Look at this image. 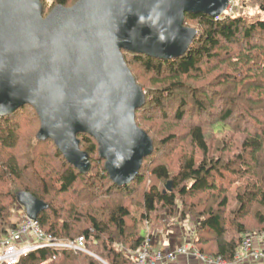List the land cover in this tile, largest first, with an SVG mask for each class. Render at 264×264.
Segmentation results:
<instances>
[{
    "label": "trees",
    "instance_id": "obj_1",
    "mask_svg": "<svg viewBox=\"0 0 264 264\" xmlns=\"http://www.w3.org/2000/svg\"><path fill=\"white\" fill-rule=\"evenodd\" d=\"M41 1L44 4L45 1ZM56 1L58 5L67 6L71 0ZM256 1L264 4V0ZM262 8L264 9V5ZM225 13L219 18L205 13L187 14L184 24L197 22L203 32L195 37L189 50L181 57L162 60L124 51L125 60L132 72L131 63L138 64L157 76L168 77V84L167 81L158 80L162 86L156 88L153 94L146 92L145 106L136 111L138 126L148 134L149 131L139 124V116L143 114L144 119H152L155 115H162L161 118L174 115L180 120L190 103L189 97L183 94V90L187 88L184 80L197 78L196 74L205 73L207 68L214 69L217 65L212 64V61L219 58L220 50L227 49L230 44L237 48V57L222 60L228 64V70L218 78L226 77L216 84H210L228 85L229 90L231 84L239 86L247 83L251 91L256 90L260 94L264 90V85H261L264 80V18L251 20L242 15ZM245 73L249 75L243 76ZM251 75L257 78H252ZM135 78L137 80L136 76ZM260 78L261 84L253 83ZM203 89L200 99L195 94L196 91L193 92L196 103L194 109L211 116L209 105L205 101L208 100L211 104V97L214 98V93L219 94V91L213 87ZM233 91L234 88L229 91L231 96L228 95L227 105L238 104ZM176 92L183 94L179 105L172 103ZM238 98L239 102L247 99L244 96ZM254 98L249 97L246 102L250 105L244 108L257 120V124H262L261 119L254 115L253 107L264 109V99L259 102ZM29 107L32 113H37L33 106L27 104L12 114L0 117V239L7 234L8 229L16 226L11 220V210L13 205H19L18 193L26 191L48 204V208L40 212L37 218L43 230L60 241L83 236L86 248L93 256L84 252L46 247L30 252L16 264H103L97 256L107 264H135L134 253L150 236V232L145 233L143 226L151 225L153 215L158 217L165 209L174 214L178 200L183 204L181 220L190 215L198 219L194 224L192 241L204 256L234 263L241 251L244 236L264 231V130L248 133L242 140L240 151L234 153L233 157H227L225 145L224 157H220L211 153L212 146L205 125L190 124L188 135L191 143L203 153L201 160L196 161L192 153L182 159L178 172L172 173L165 163L152 164L154 160L152 161L151 154L144 159L139 174L132 183L118 186L111 180L105 165L100 166L94 162L92 155L98 150V143L88 134L79 135L81 149L88 152L92 163L91 170L86 174L70 164L51 139L39 140L38 133L36 139H28L19 148L22 141L20 117ZM232 114L233 109L228 108L214 123L224 125ZM152 140L155 148V140ZM45 145L55 151L51 153L49 149L47 153H40V146ZM49 156L57 162V166L52 169L51 161L47 160ZM148 160L151 167H148ZM145 168L146 174L143 172ZM229 174H234L232 177L235 180L228 178ZM147 176L153 180L152 183L138 190L137 187L144 183ZM171 179L173 188L164 192L163 185ZM237 180L239 183L234 197H230L231 184ZM207 191L214 192L212 200L204 202L196 198L198 194ZM68 193H72L71 198L67 196ZM232 201L234 207L230 208ZM251 214L254 224L248 220ZM211 243L214 244V251L208 253L205 248Z\"/></svg>",
    "mask_w": 264,
    "mask_h": 264
},
{
    "label": "water",
    "instance_id": "obj_2",
    "mask_svg": "<svg viewBox=\"0 0 264 264\" xmlns=\"http://www.w3.org/2000/svg\"><path fill=\"white\" fill-rule=\"evenodd\" d=\"M229 3L78 0L44 15L41 0H0V117L33 106L40 119L37 138L51 139L85 174L92 163L79 135H90L111 180L126 186L154 143L136 122L146 92L124 51L162 60L181 57L198 34L184 24L186 15L219 18ZM18 201L32 219L48 208L26 191L18 193Z\"/></svg>",
    "mask_w": 264,
    "mask_h": 264
},
{
    "label": "rangeland",
    "instance_id": "obj_3",
    "mask_svg": "<svg viewBox=\"0 0 264 264\" xmlns=\"http://www.w3.org/2000/svg\"><path fill=\"white\" fill-rule=\"evenodd\" d=\"M43 1H45L43 4L45 15L51 12L52 9L58 5L56 0H43ZM75 2L76 0H71L67 6H72L75 4ZM262 4L258 3L256 0H230V4L226 12H228L232 16L242 15L251 20L255 18H260V17L264 18V9L262 8L264 4L263 5ZM187 26L196 28L198 30L197 36H199L203 32L197 22H189ZM227 47L228 48L225 50H220L219 56H218L219 58L212 61V64L217 65L215 68L213 67L214 69L207 68L205 73L196 74L197 78H187L186 80H184V83H186L187 88L183 90V94L184 95L186 94V96L189 97L190 103L187 104L188 106L186 107V112L180 120H178L174 115H172L171 117L168 116L166 118H161L160 116L162 115H155L152 119H144L143 114L139 116L138 118L139 124L143 128L147 129L149 131L150 136L155 140V148H154L155 150H153L154 152H152V155H151L152 161L154 160L152 164H156L159 162L165 163L169 167V169L172 171V173H177L180 167V163L184 157L189 156L193 153L195 155L196 161H199L202 159L203 153L191 143V139L188 135V126L190 124L203 123L205 125L204 127L209 135V142H210V145L212 146L211 153H214V155L220 156V157H224L225 148L227 149V153H228L227 157L228 156L233 157L234 153H238L240 151L242 140L248 135V133L253 134L254 132H256V130L258 131L264 130V109L258 108L257 106L253 107L254 115L256 117H259L261 119L260 121H262V124H260L259 122L257 124V120L254 119L252 115H249L250 112L246 108H244L247 105H250V104H247L246 101L251 96L255 97L253 100H256V101L259 100V102L261 101V99H264V90L260 92L259 94V92H256V90L251 91L247 83H244L245 85H239V86H235V84H231L230 87L232 89L234 88L233 94L236 97V102H238V104L231 106V105H227L226 102L229 100V96H231V93L229 91H231L232 89L229 88L228 90L227 89L228 85L213 86L210 84V82L211 83L215 82L213 84L218 83V81H220L221 78L222 80L225 79L226 76H221L220 78H218L219 75H221L224 71L228 70L227 68L228 64L224 63L222 60L227 59V58L235 59L237 57V52H238L236 50L237 48L234 47L233 44H230ZM233 61L234 60H232V62ZM263 64H264V61H263ZM131 68L135 76L137 77L139 84L142 86L145 92L150 91L153 94L156 88H159L162 86V84L158 82V80L166 82L168 79L167 76H164V75L157 76L151 71L148 72L142 66L138 64L131 63ZM237 75L239 76V74ZM246 75H249V74L245 73L243 76H246ZM251 77L257 78L255 75H251ZM255 81L257 82H253L254 84L256 83L261 84V78ZM166 84H168V81L166 82ZM261 85H264V80L262 81ZM203 87H206V88L213 87L214 90L217 89L219 91V94H216L213 92L215 94V97L214 98L211 97L213 101L211 104H209L208 100L205 101L207 105H209L208 109L212 114L211 116L205 115L201 113L200 110L197 111L194 109L196 103L194 101L193 96L197 94L200 99L201 95L203 96V94H201V92L204 91ZM194 91H196L195 94H193ZM176 94L177 95L172 98V103L179 105V103L181 102L180 99L183 94L181 95V93L179 92H176ZM258 95L263 96V97L258 98L259 97ZM239 96H244V98H247V99H242V102L241 101L239 102V98H238ZM239 104H244V106H240ZM228 108L233 109V114L230 117V119L227 120L224 125L218 124L217 122L214 123V121L216 119H219L222 116V114L226 111V109ZM248 108L251 109L250 107ZM251 113L253 114V112ZM247 115H249L248 119L251 121H248V119H246ZM20 121H22V127L20 130L22 141L20 142L19 148H21L22 145L24 146V143H26L28 139L30 140L36 139V134L38 133L40 129L39 117L37 113L35 112L32 113V109L30 107L26 108L23 111V115H21ZM49 149H51L50 150L51 153L55 151V149H52L51 147L49 148L47 145L40 146L39 151L40 153H43V152L47 153ZM21 150L23 151V149ZM92 156H93L94 162L97 165H100V166L105 165V160L100 158L98 150L96 151V153H93ZM210 156H212V154H210ZM47 160L51 161V164H50L51 169L57 166L56 165L57 162H55V160L51 158L50 156L47 158ZM149 162L150 161L148 160V164ZM148 167H151V163L148 165ZM30 171L31 169L28 172V177H30L29 176V174H31ZM143 172H145L146 174V168L143 169ZM230 175L231 174H229L228 178L232 177V175L234 174H232L231 176ZM232 179L235 180L234 177H232ZM152 181L153 180L148 179V176H147L144 183L139 185L137 189L140 190L144 188V186L150 185ZM169 182L171 183V189H172L173 188L172 179ZM168 183L163 185V190L165 191L170 190L169 188H167ZM238 183H239V180L234 181V184H231V189L229 191L230 197H234V192L236 188L238 187ZM135 195H138V194H135ZM67 196L71 198L72 193H68ZM214 197H215L214 192L207 191L205 193L198 194L196 198L201 199L204 202H207L210 199L212 200ZM182 207H183L182 201L178 200L177 206L174 210L175 211L174 214H170V211L168 209H165L163 212L159 214L158 217H156V215H153L154 217H152L153 222L151 223V225L145 224L143 226L145 227V233L149 234L150 232L148 241L153 250L155 249L162 250L163 248H160V247H162L164 240H167V239L171 240V246L168 247L167 249L162 250L165 253L172 251L173 247H175L176 245H178L179 243L183 241V237L184 239L190 237L191 241L194 239V235L191 236V234H193L195 230L191 228H193V224L197 223L198 219L194 215H190L187 217V219L181 220L180 213H181ZM233 207H234V204L232 201L230 208H233ZM21 209L22 208L20 207V205L18 204L13 205L12 210H11V220L12 221L16 222L18 220V217L21 214L20 213ZM251 216L252 214L248 217V220L251 224H254V222L251 220L252 219ZM177 224L178 226H176ZM184 227L186 228L185 230H184ZM206 246L209 247V248L208 247L205 248L208 253L214 251L213 243L207 244ZM85 254L93 256L92 253H85ZM97 259H99L101 263L107 264L99 256H97ZM166 262H169V261H166ZM164 263H161V264H164Z\"/></svg>",
    "mask_w": 264,
    "mask_h": 264
},
{
    "label": "built area",
    "instance_id": "obj_4",
    "mask_svg": "<svg viewBox=\"0 0 264 264\" xmlns=\"http://www.w3.org/2000/svg\"><path fill=\"white\" fill-rule=\"evenodd\" d=\"M230 4V3H229ZM20 216L14 228L8 229L7 234L0 239V264H16L30 252L46 248H63L75 252L90 253L86 248L85 238L80 236L74 240L60 241L52 234L47 233L40 226L37 219L27 216L25 208L19 203ZM179 254L194 255L203 258L209 264H237L244 261H264V231L258 234H246L242 248L234 263H227L221 258H208L202 255L192 242L180 245L175 250L165 253L162 250H153L147 240L134 253L135 264H161L174 260ZM42 264H48L44 262Z\"/></svg>",
    "mask_w": 264,
    "mask_h": 264
},
{
    "label": "crops",
    "instance_id": "obj_5",
    "mask_svg": "<svg viewBox=\"0 0 264 264\" xmlns=\"http://www.w3.org/2000/svg\"><path fill=\"white\" fill-rule=\"evenodd\" d=\"M178 226V224L176 225ZM191 228V227H190ZM186 228L184 227V230ZM191 229H194V224H193V228ZM194 231V230H193ZM190 235V234H189ZM194 235L191 234V236ZM185 236V234H184ZM167 241V242H166ZM189 242H192L190 237L189 238H185L183 237V241L181 243H179L178 245H176L175 247L172 248V250H175L177 247H179L180 245H183V244H186V243H189ZM171 246V240L167 239V240H164L163 244H162V247L160 248H163L162 250L164 249H167L168 247ZM171 250V249H170ZM164 264H209L207 263L203 258L201 257H197V256H194V255H187V254H179L177 255L176 259L173 260V261H169V262H166ZM237 264H241L240 262L237 263ZM242 264H264V261L262 262H251V261H244L242 262Z\"/></svg>",
    "mask_w": 264,
    "mask_h": 264
}]
</instances>
